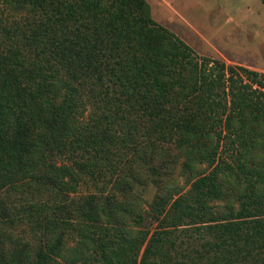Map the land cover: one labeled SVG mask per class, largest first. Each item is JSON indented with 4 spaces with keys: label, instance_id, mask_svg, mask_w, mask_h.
Masks as SVG:
<instances>
[{
    "label": "trees",
    "instance_id": "obj_1",
    "mask_svg": "<svg viewBox=\"0 0 264 264\" xmlns=\"http://www.w3.org/2000/svg\"><path fill=\"white\" fill-rule=\"evenodd\" d=\"M168 146L192 181L144 209ZM57 258L264 264V73L200 58L146 0H0V264Z\"/></svg>",
    "mask_w": 264,
    "mask_h": 264
},
{
    "label": "rangeland",
    "instance_id": "obj_2",
    "mask_svg": "<svg viewBox=\"0 0 264 264\" xmlns=\"http://www.w3.org/2000/svg\"><path fill=\"white\" fill-rule=\"evenodd\" d=\"M146 2L150 7L152 19L186 43L200 58L216 59L225 65L241 66L264 73V6L260 0H146ZM167 149L171 157L167 163L153 160L149 164L150 168L146 166L139 170L147 182L136 186L134 193L141 197L140 205L144 209L148 208L146 205L151 203L161 186L170 184L173 190L178 187L181 193H185L189 188L187 181L191 177L181 171L183 158L177 157L172 146H168ZM204 170L207 171L206 165H201L195 172ZM90 192L92 191L89 189L81 188L77 195H72V199L78 201ZM156 227L157 224L151 225L149 220L144 225V229L153 230ZM29 233L27 226H21L13 231V236L29 240L35 251L43 241L41 232L39 231L38 238ZM76 245V242L68 241L64 255H69V250ZM56 260L66 264L58 258Z\"/></svg>",
    "mask_w": 264,
    "mask_h": 264
}]
</instances>
